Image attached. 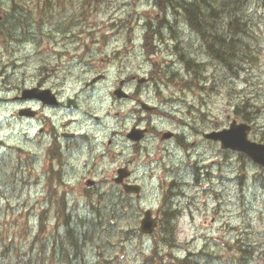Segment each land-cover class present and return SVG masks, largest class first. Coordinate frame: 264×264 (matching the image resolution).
Segmentation results:
<instances>
[{
	"label": "rangeland",
	"instance_id": "rangeland-1",
	"mask_svg": "<svg viewBox=\"0 0 264 264\" xmlns=\"http://www.w3.org/2000/svg\"><path fill=\"white\" fill-rule=\"evenodd\" d=\"M241 1L238 48L247 57L232 73L166 0H0V264H169V254L199 264H264V169L199 134L243 122L234 113L240 104L257 112L249 138L264 143V0ZM219 17V28L231 18ZM150 28L160 29L154 55L144 43ZM187 60L200 67L188 69ZM155 67L159 89L152 82L142 99L172 117L148 120L185 136L189 148L173 143L169 152H142L137 198L113 181L133 155L107 142L137 123L132 111L139 105L112 90L126 80L127 92L135 91L138 83L128 78L147 77ZM102 74L96 88H86ZM40 83L63 101L78 99L79 107L46 110V121L18 116L25 103L15 98ZM65 126L79 137L62 141L60 168L47 150ZM42 127L49 130L40 133ZM87 178L97 187L87 188ZM163 181L176 186L167 208L179 211L180 248L162 241L160 226L150 236L140 232L143 212L160 205Z\"/></svg>",
	"mask_w": 264,
	"mask_h": 264
},
{
	"label": "flooded vegetation",
	"instance_id": "flooded-vegetation-1",
	"mask_svg": "<svg viewBox=\"0 0 264 264\" xmlns=\"http://www.w3.org/2000/svg\"><path fill=\"white\" fill-rule=\"evenodd\" d=\"M155 70L151 71L149 73V75L147 77H140L139 75H133L131 76L129 81L133 80L135 82L138 83V85L136 86V90L133 92H127V83L126 80H122L120 82V85L116 88H114V90H112L113 95L115 96V91L118 89H121V96L119 97V99H124V100H132L135 103H137L139 105V109L138 110H134L132 111L133 113H137L138 114V120L137 123H135L129 131H126L124 134L122 133H116L117 135H120V138H116V136L114 138H111L108 140L107 142V146L110 148L112 146H117L119 147V149L117 151L114 152H131V155H133V157H127L125 158V160L116 168V174L115 177H113V181L114 183L117 185V183L115 182L116 176H117V172L121 169H124L126 172H129V176L124 179V181L122 182V184H138L137 180H133L135 172H136V163L140 162V156L142 154V152L144 153H148L150 152L151 147H154L155 150L157 152H169L170 150L168 149V145L173 144L179 148V149H188L189 145L186 143L187 142V138L179 133H175L173 131V135L166 139L164 137V133L170 130H158L156 128V126L152 125L151 121H149L148 119H151L155 116L158 115V113L162 116H165L167 118H171L172 115L169 112L163 111L160 108L156 107V106H151L147 101L142 99L143 96V88H146V86L149 87V85L153 82L154 85L156 86L157 89L158 88V83L156 81V76H155ZM103 76H105L104 74H102ZM101 75V76H102ZM106 77V76H105ZM105 77H103V79H105ZM44 78V77H43ZM42 78V79H43ZM102 79V80H103ZM96 84H92L86 85V88L91 89V88H96ZM37 87L42 91H46V90H50L51 92H46L44 94L43 99H34V98H27L24 100L25 109H32L35 112V117L32 118H43L45 121V116L46 110H57L60 108H65L66 110L69 109L68 108V103L69 100H74L71 101L72 105H75L77 109L79 107V101L76 98H73L72 96H67L65 98V100L63 101L61 99V96L59 94V92L54 88V87H48L45 85V83H40L37 86H32L30 88H34ZM147 94V93H146ZM20 98V96H17L15 99ZM65 105V106H64ZM33 111L31 110H27L26 113H33ZM148 112L147 116L145 118L142 117L141 112ZM144 120H147V123L144 125L142 124V122ZM178 121H180L182 124H184V120L182 119H178ZM51 123H49V126L51 127ZM68 125V124H67ZM66 125V126H67ZM64 127L63 132H58V133H54V138L51 141L50 147L47 150V152H49L50 158H53V160H56L58 163V166L61 168L62 164L65 165L66 163L62 161V156L63 153L65 152V149L67 148L66 146H64L62 144V141L64 142H71V141H77L79 135H75L74 137H68V138H63L62 134H70V130L67 127ZM132 129H137L138 131H144V132H132ZM45 130H49V127H42L40 129V133L45 132ZM199 131L197 130V133ZM199 134H201L202 136L205 134V132H200ZM136 138H140V139H136ZM120 141V142H118ZM197 141H194L191 145L193 147H195L197 145ZM51 152H53V154H51ZM106 152V151H103ZM53 155V156H52ZM91 179L94 180L92 178H87L84 181V185L87 187V181ZM166 184V195H167V200L164 203L165 205L163 206V210H161L159 217L161 218L162 216L164 217L166 211H168L167 209V204L168 201L171 200L172 198V185L171 184H167L165 181H163L162 183V193H163V184ZM98 185V182L95 180V184L93 183L92 187H87L89 189H94L96 188ZM118 187H122L123 186L117 185ZM142 187V186H141ZM162 197V196H161ZM140 198V197H137Z\"/></svg>",
	"mask_w": 264,
	"mask_h": 264
},
{
	"label": "trees",
	"instance_id": "trees-1",
	"mask_svg": "<svg viewBox=\"0 0 264 264\" xmlns=\"http://www.w3.org/2000/svg\"><path fill=\"white\" fill-rule=\"evenodd\" d=\"M166 1L167 3H171L175 8H178L177 11H179V9L183 11V15L187 24L203 39L212 58L220 61L232 73H237V71H234L235 68L243 70L241 63L243 62V59H246L247 56L243 58L242 50L238 48V45L242 41L241 38L243 33L245 32V24L238 13V10H240L241 7L243 8L241 0H194L193 2H185L183 0L182 4L174 2V0ZM218 14H221V16L219 17ZM227 15L231 17L229 23L224 25V27L219 28L218 25L215 24L218 17L223 18V16ZM159 34L160 29L154 30L153 28H150L148 32L145 33L144 43L146 44L145 48L147 46V53L149 55L153 54L154 51L155 53L157 52V50H155L156 48H154V40L156 39V36H159ZM181 59L183 60V56ZM185 63L188 69L193 68L192 64L195 67H200L199 64H195L190 60L185 61ZM195 73L196 72L194 69V74ZM234 113L243 122L249 124L255 120L257 114L256 111L249 112L247 105L240 104L236 106ZM240 156L245 158L244 155ZM51 173H53L52 170ZM44 215L45 212H43L40 216V225L37 238H39V235L44 231ZM176 217L177 214L174 212H166L163 220L160 223V230H162V241L171 249L181 247L177 242L175 234L176 229L174 220L177 219ZM68 233L69 237H71V242L74 245L73 230L70 229ZM238 251L241 252V254H246L249 256L251 254L250 251H247L246 249L244 250L242 245L238 246ZM152 254V257H158L157 249H153ZM152 257L148 258L150 263H152ZM168 257L170 259L169 264H199L195 262L191 256L179 258L169 254ZM159 260L160 262H163L160 257Z\"/></svg>",
	"mask_w": 264,
	"mask_h": 264
},
{
	"label": "water",
	"instance_id": "water-1",
	"mask_svg": "<svg viewBox=\"0 0 264 264\" xmlns=\"http://www.w3.org/2000/svg\"><path fill=\"white\" fill-rule=\"evenodd\" d=\"M1 19V18H0ZM104 76H98L97 78L93 79L91 84L97 82L99 79L103 78ZM44 91H39V89H26L23 91L22 99L26 98H39L42 99L44 97ZM49 92V91H46ZM115 94L120 97L121 90H117ZM71 101L68 103V107H70ZM20 116L23 115H30L34 116V113L26 114L25 110H21L19 112ZM135 132H144L135 130ZM251 132V126L246 123H237V121H233L229 128L223 129L221 131H213L211 133L205 134V138L213 141H219L221 143V148L223 150H232L239 153H243L248 156L253 162L257 163L258 165L264 167V144L251 141L249 139V133ZM75 133H66L62 134L63 137H74ZM173 133L168 132L164 134L166 139L170 138ZM140 139V138H136ZM119 178L115 179L117 183H121L124 178H126L129 173L125 170L118 171ZM92 182H88V185H92ZM124 190L127 193H136L137 195L140 193V187L137 185H124ZM161 208L156 212V216L153 217L152 211L148 210L144 213V217L141 220V231L144 234H152L154 230L158 226V219H159V212Z\"/></svg>",
	"mask_w": 264,
	"mask_h": 264
}]
</instances>
